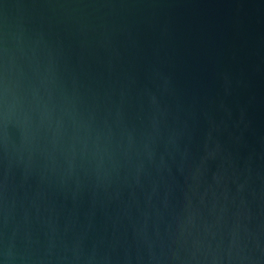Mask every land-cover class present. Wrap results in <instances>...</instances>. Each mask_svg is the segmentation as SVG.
Masks as SVG:
<instances>
[{"label":"water","instance_id":"95a60500","mask_svg":"<svg viewBox=\"0 0 264 264\" xmlns=\"http://www.w3.org/2000/svg\"><path fill=\"white\" fill-rule=\"evenodd\" d=\"M0 264H264V0H0Z\"/></svg>","mask_w":264,"mask_h":264}]
</instances>
